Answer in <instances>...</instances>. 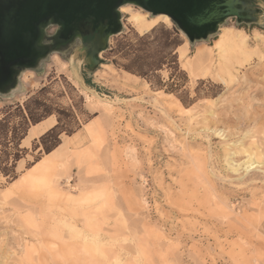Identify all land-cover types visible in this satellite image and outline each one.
Returning <instances> with one entry per match:
<instances>
[{
  "label": "rangeland",
  "instance_id": "374dc122",
  "mask_svg": "<svg viewBox=\"0 0 264 264\" xmlns=\"http://www.w3.org/2000/svg\"><path fill=\"white\" fill-rule=\"evenodd\" d=\"M119 12L122 32L94 72L82 64L86 52L74 56L76 44L0 95V264H264V166L244 176L247 154L234 152L252 149V139L264 148V8L259 24L227 20L193 44L171 22H158L138 44L143 35L129 18L154 16L129 5ZM168 32H177L184 53H173L178 70ZM227 35L241 48L229 63L235 80L191 66L200 50L215 57ZM135 50L161 57V69L146 66L150 58L133 63ZM124 66L147 75L129 76ZM100 102L111 103L108 115ZM49 114L57 126L51 136L20 147L31 117ZM54 139L64 147L45 171L11 192L13 181L47 159L43 145Z\"/></svg>",
  "mask_w": 264,
  "mask_h": 264
},
{
  "label": "water",
  "instance_id": "95a60500",
  "mask_svg": "<svg viewBox=\"0 0 264 264\" xmlns=\"http://www.w3.org/2000/svg\"><path fill=\"white\" fill-rule=\"evenodd\" d=\"M126 5L152 17L167 16L193 44L216 35L227 20L259 24L256 13L264 8V0H0V95L15 91L23 72L37 70L54 52L62 53L56 38L63 41L61 46L71 47L84 35L104 34L101 43L106 51L109 39L122 32L119 9ZM88 17L92 21L86 25ZM50 27L56 29L54 36L46 33ZM87 51L79 47L73 54ZM97 55L99 51L92 49L82 63L87 72L101 64Z\"/></svg>",
  "mask_w": 264,
  "mask_h": 264
},
{
  "label": "bare ground",
  "instance_id": "6f19581e",
  "mask_svg": "<svg viewBox=\"0 0 264 264\" xmlns=\"http://www.w3.org/2000/svg\"><path fill=\"white\" fill-rule=\"evenodd\" d=\"M132 25L134 26L135 30L139 33V34H143L149 30H151L158 22H163V23H167L169 24L171 21L169 20V18L165 15H158V16H154L151 20H146V16L145 15H140V14H133L130 18ZM237 40V39H236ZM239 40V39H238ZM235 41V40H234ZM233 41V37L227 35V36H223V39L221 40V42L217 43L216 48L218 49V53L215 55V57L212 55L211 52H203L204 50H200L198 51L197 56H195L194 60L192 63L193 65H191L193 68L199 70L201 73H205V74H210L212 73V71H216L217 73H225L230 76V72L233 69V66L230 65V61L234 58H236L237 56H239V54L241 53V48L237 47L238 45H235ZM245 43V41H244ZM181 46L177 49V52H179V59H181L180 57H183L184 53L180 51ZM261 59V57H260ZM238 62V61H237ZM247 62V61H246ZM262 65V64H261ZM185 66V65H184ZM241 67V66H240ZM184 69V67H183ZM237 69V68H235ZM128 74V73H126ZM235 74V73H234ZM129 76L135 77L133 75L128 74ZM233 75V74H232ZM222 76V75H221ZM234 76V75H233ZM111 80L115 83V85L117 87H119V89L121 90H126L127 89V85L124 83L123 80H121L120 77H117L114 74H110ZM231 77V79H230ZM228 77V79L232 80V76ZM224 78V77H222ZM235 80V79H233ZM232 80V81H233ZM230 83V82H229ZM129 89V88H128ZM127 93V92H126ZM163 96H168V98L171 95H163ZM173 97V96H172ZM89 99V98H88ZM154 101V100H152ZM154 103V102H153ZM100 105L103 104V108H104V112H106L105 114L108 115L111 111H112V105L111 103L106 102L105 104L101 102L99 103ZM177 105V104H176ZM178 106L181 108L180 104L178 103ZM151 107V106H150ZM154 109V108H153ZM185 112H187L189 109H183ZM184 112V113H185ZM179 114V113H178ZM183 114V111H182ZM147 117V116H146ZM139 118V117H138ZM53 121V118L47 119V121H45L42 125H39L37 127H34V125L32 127V129L29 130L28 135H26V138H24L25 144L30 143L29 141H31L30 139L33 137L38 136L41 132H43L45 129H47L48 127H50L52 124L50 123V121ZM144 125V124H143ZM86 128V132L88 133V135L92 136L93 132H94V124L90 123L86 126H84ZM217 131V130H216ZM264 132V131H263ZM263 132H261L262 136H263ZM223 133V132H222ZM218 134V133H217ZM220 134V133H219ZM231 135V134H230ZM249 135V134H248ZM257 137L255 134L253 135V137ZM245 137V136H244ZM254 137V138H255ZM249 138V137H248ZM256 138V139H257ZM261 138V137H259ZM258 138V139H259ZM251 140V139H250ZM249 141V140H248ZM255 141V139H254ZM253 139L251 145L253 146V148L251 149V146L246 148V149H241V150H235L234 152L237 153H241V154H247V160L244 162V170L246 171L244 176L246 175V173H249L247 171H255L256 169L260 168V166H264V148L261 149L260 148V144L258 145V142H254ZM260 143V142H259ZM264 143V142H263ZM246 144V143H244ZM236 145V144H234ZM64 145L63 144H59V146L57 148H55L52 152H50L49 154H46L45 157L47 159L37 162L33 168L25 175L22 177L17 178L15 181H13L10 184V191H15L16 193H20L22 192V190L25 187V184L29 183L32 179V177H34L36 174L45 171V169L47 168V166L51 163L52 158H54L56 156V154L58 152H60V148H63ZM185 147V146H184ZM264 147V146H263ZM230 155V154H229ZM232 155V154H231ZM188 157V156H187ZM232 157V156H231ZM246 157V156H245ZM234 159V158H232ZM191 160V159H190ZM245 160V158H244ZM227 161V160H226ZM236 161V160H235ZM238 161V160H237ZM207 162V161H206ZM231 162V161H230ZM229 164H232L230 163ZM240 162V161H238ZM228 163V162H227ZM236 165V164H235ZM234 165V166H235ZM240 165V163H239ZM227 166V165H226ZM229 166V165H228ZM232 166V165H231ZM188 167V166H187ZM208 167V166H207ZM237 167V165H236ZM235 167V168H236ZM240 167V166H238ZM232 168V167H231ZM232 170V169H231ZM236 170V169H235ZM243 170V169H242ZM241 170V171H242ZM234 171V170H233ZM262 175H264L262 173ZM250 176V174H249ZM240 177V176H239ZM251 177V176H250ZM244 178V177H243ZM251 179V178H250ZM256 179V178H255ZM248 181V180H247ZM238 182V181H237ZM255 182V180H254ZM257 182V181H256ZM52 191L55 193L57 192V190H55V188L52 189ZM87 196V193L84 195H81L80 198L81 200H84ZM80 198H78L80 200ZM64 200H66L67 202H73L71 198L69 197H65ZM78 200V201H79ZM87 200V198H86ZM36 221V220H35ZM72 223V222H71ZM44 224L42 223V226ZM75 226V224H74ZM88 226V222L87 225ZM73 232L74 227L73 226H69ZM85 227V226H84ZM43 228V227H42ZM41 228V229H42ZM70 229V230H71ZM54 234V232H52ZM156 238V237H155ZM91 245L93 246V251H96L95 245L93 244L94 242H90ZM89 243V244H90ZM88 244V243H87ZM232 244V243H231ZM73 245V244H72ZM240 245V244H239ZM76 249V248H75ZM68 251V250H67ZM69 252V251H68ZM72 254V253H70ZM67 255V254H66ZM74 255V254H73ZM71 255V256H73ZM74 257V256H73ZM84 260V259H83ZM73 261V260H72ZM81 261V260H80ZM254 262V261H253Z\"/></svg>",
  "mask_w": 264,
  "mask_h": 264
},
{
  "label": "trees",
  "instance_id": "16d2710c",
  "mask_svg": "<svg viewBox=\"0 0 264 264\" xmlns=\"http://www.w3.org/2000/svg\"><path fill=\"white\" fill-rule=\"evenodd\" d=\"M156 31V29H155V26L151 29V30H149V31H147V32H145V33H143V34H140V35H143V36H140V37H138L137 38V42H138V44H141V43H143V42H145L146 40H147V38H149V36L151 35V34H153L154 32ZM149 32V34H146V33H148ZM176 33L177 32H175L174 34L173 33H169L168 32V34H170V35H172L173 37H172V50L170 51V54H173L174 52H175V50L177 51V49L181 46L180 45V42H179V40H178V38H177V36H176ZM139 34V33H138ZM145 34V35H144ZM177 53V52H176ZM143 57L144 58H150L151 59V62H149V63H147L146 64V66H150V65H153L154 63L156 64L153 68H152V71L153 72H155V71H158V70H160L161 69V67H162V61H161V57L157 60H154L155 58H156V56L154 55V53L153 54H146V56H141L140 54H138L137 52H136V50H135V54L133 55V58H132V62L133 63H139L140 61H142L143 60ZM176 59H177V56H176V54H173L172 55V62H173V64H174V69L175 70H178V66H177V62H176ZM124 69H125V71H127V72H129V73H131V74H133V75H136V76H138V77H142V78H144V77H146V75H147V72L145 73H139V72H136V71H132V70H130L127 66H124ZM126 72V73H127ZM128 73V74H129ZM51 114H49V115H47V116H50ZM31 117V116H30ZM44 118H46V117H44ZM44 118H40V119H37V120H33L32 119V117H31V121H32V126H33V124H35V123H37L38 121H40V120H42V119H44ZM57 126H55V127H52L51 128V130H49V131H47L42 137H40V140L41 141H44L46 138H48V137H50L51 136V134L53 133V131H54V129L56 128ZM23 137H24V135H23ZM23 137H21L19 140H23L24 138ZM57 138V137H56ZM59 140L58 139H54V142H53V144L50 146V147H46V146H44L43 145V148H44V151H45V154H49L50 152H52L55 148H57L58 146H59Z\"/></svg>",
  "mask_w": 264,
  "mask_h": 264
},
{
  "label": "flooded vegetation",
  "instance_id": "af4514ba",
  "mask_svg": "<svg viewBox=\"0 0 264 264\" xmlns=\"http://www.w3.org/2000/svg\"><path fill=\"white\" fill-rule=\"evenodd\" d=\"M90 21H92V18L88 17L85 20V24L88 25V23ZM107 24H108V21L105 20L103 25L106 27ZM55 33H56V29L54 28L53 30L50 31L49 35L54 36ZM104 36H105L104 34L100 35V34L94 32L91 35L82 36L81 41L76 40L73 45L77 44V46H80V47H87L88 48L87 55L90 53V51L92 49L99 51V55H97V58L100 59V54L103 52L101 40L104 39ZM108 43H109V41H108ZM62 44H63V41L56 38L55 46L58 48V52H62V53H68L69 52L70 53L72 48H70L69 46L68 47L61 46Z\"/></svg>",
  "mask_w": 264,
  "mask_h": 264
},
{
  "label": "crops",
  "instance_id": "0c3cea01",
  "mask_svg": "<svg viewBox=\"0 0 264 264\" xmlns=\"http://www.w3.org/2000/svg\"><path fill=\"white\" fill-rule=\"evenodd\" d=\"M131 75H132V74H131ZM133 76H134V75H133ZM49 117H50V118H51V117L53 118V116L50 115V116H48V117H46V118H44V119L38 121L37 123L33 124L34 127H37V126H39V125H42L45 121H47V119H49ZM54 125H56V122H55V124H52L50 127H48L47 129H45L43 132H41L38 136L31 138V139H30L31 141H29V142H30L29 147H31L32 145H35V144L39 143L40 137H42L47 131L51 130L52 127H55ZM34 127H32V124L30 125V127L27 129V131H26V133H25V136H24L25 138H26V135H28L29 130L32 129V128H34ZM24 137H23V138H24ZM22 141H24V139L20 141V147H22V148H24L25 150H27L28 147H23V146H22V144H21Z\"/></svg>",
  "mask_w": 264,
  "mask_h": 264
}]
</instances>
